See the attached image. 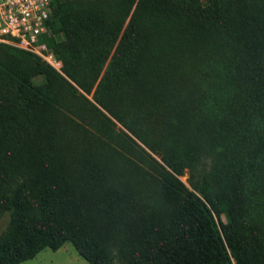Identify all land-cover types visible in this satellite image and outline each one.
Returning <instances> with one entry per match:
<instances>
[{"label":"trees","instance_id":"1","mask_svg":"<svg viewBox=\"0 0 264 264\" xmlns=\"http://www.w3.org/2000/svg\"><path fill=\"white\" fill-rule=\"evenodd\" d=\"M50 25L61 72L0 43V264H264V0H54Z\"/></svg>","mask_w":264,"mask_h":264},{"label":"built area","instance_id":"2","mask_svg":"<svg viewBox=\"0 0 264 264\" xmlns=\"http://www.w3.org/2000/svg\"><path fill=\"white\" fill-rule=\"evenodd\" d=\"M54 0H0V43L38 55L57 71L62 62L49 46Z\"/></svg>","mask_w":264,"mask_h":264},{"label":"rangeland","instance_id":"3","mask_svg":"<svg viewBox=\"0 0 264 264\" xmlns=\"http://www.w3.org/2000/svg\"><path fill=\"white\" fill-rule=\"evenodd\" d=\"M188 172L184 171L180 178L188 184ZM10 222L8 212L0 213V236L6 230ZM17 264H90L81 256L70 241L64 242L59 248L44 247L33 257L24 259Z\"/></svg>","mask_w":264,"mask_h":264}]
</instances>
